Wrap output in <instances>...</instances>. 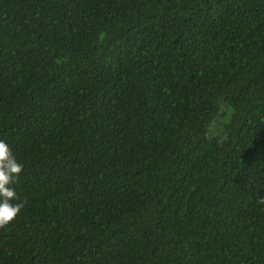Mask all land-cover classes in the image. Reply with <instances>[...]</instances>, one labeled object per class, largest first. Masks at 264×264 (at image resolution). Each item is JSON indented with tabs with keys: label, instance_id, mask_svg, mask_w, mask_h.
<instances>
[{
	"label": "trees",
	"instance_id": "1",
	"mask_svg": "<svg viewBox=\"0 0 264 264\" xmlns=\"http://www.w3.org/2000/svg\"><path fill=\"white\" fill-rule=\"evenodd\" d=\"M0 139V264H264V0H0Z\"/></svg>",
	"mask_w": 264,
	"mask_h": 264
},
{
	"label": "clouds",
	"instance_id": "2",
	"mask_svg": "<svg viewBox=\"0 0 264 264\" xmlns=\"http://www.w3.org/2000/svg\"><path fill=\"white\" fill-rule=\"evenodd\" d=\"M23 167L12 147L4 139H0V229L6 228L16 219L26 203L12 186L18 180ZM258 203L264 204V197Z\"/></svg>",
	"mask_w": 264,
	"mask_h": 264
}]
</instances>
